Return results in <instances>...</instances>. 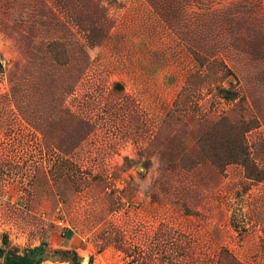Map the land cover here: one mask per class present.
I'll list each match as a JSON object with an SVG mask.
<instances>
[{
  "label": "rangeland",
  "instance_id": "obj_1",
  "mask_svg": "<svg viewBox=\"0 0 264 264\" xmlns=\"http://www.w3.org/2000/svg\"><path fill=\"white\" fill-rule=\"evenodd\" d=\"M81 4L0 0V242L39 264H264V0ZM191 49L236 75L261 181L200 152L232 107L213 90L168 117Z\"/></svg>",
  "mask_w": 264,
  "mask_h": 264
},
{
  "label": "trees",
  "instance_id": "obj_2",
  "mask_svg": "<svg viewBox=\"0 0 264 264\" xmlns=\"http://www.w3.org/2000/svg\"><path fill=\"white\" fill-rule=\"evenodd\" d=\"M74 3L78 7L82 5L81 0H74ZM191 55L197 64V70L186 77L184 86L173 101L168 117L173 118L175 112L181 110L187 124L200 119L202 116L198 114L196 107L201 91L205 88L213 90L223 101L232 104V107L226 112L211 117L210 125L196 140L200 152L219 172L228 165L237 164L243 168L246 178L261 181L263 172L250 158L246 141V134L256 128L258 123L256 118L248 113L246 100L238 88L239 82L236 75L218 57L210 58L193 49H191ZM230 78L232 81H227ZM115 87L121 89V85H115ZM192 105L196 110L190 112L187 108ZM56 176L67 177L78 190L88 184L87 177L82 175L73 177L69 172L58 171ZM122 251L126 250L122 248ZM65 253V255L69 254L68 260L71 264H81L75 252ZM42 256L41 247L24 249L20 252L9 244L7 237L3 236L1 239L2 264H39ZM229 258V264H240L233 257Z\"/></svg>",
  "mask_w": 264,
  "mask_h": 264
}]
</instances>
